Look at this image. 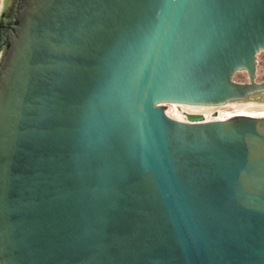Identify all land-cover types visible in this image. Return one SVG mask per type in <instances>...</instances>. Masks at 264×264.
Instances as JSON below:
<instances>
[{"label": "water", "instance_id": "95a60500", "mask_svg": "<svg viewBox=\"0 0 264 264\" xmlns=\"http://www.w3.org/2000/svg\"><path fill=\"white\" fill-rule=\"evenodd\" d=\"M246 103L264 0H0V264H264Z\"/></svg>", "mask_w": 264, "mask_h": 264}, {"label": "rangeland", "instance_id": "374dc122", "mask_svg": "<svg viewBox=\"0 0 264 264\" xmlns=\"http://www.w3.org/2000/svg\"><path fill=\"white\" fill-rule=\"evenodd\" d=\"M248 104H254V103H248ZM248 104H236V105H232V106H223L221 108H223V109H238V110L264 108V104H260V105L255 104L256 106L253 105L252 107H249V106L247 107L246 105H248ZM177 106H178V108H186V109L192 111L191 109L187 108V107H192V106H189V105H177ZM170 107L175 108L174 106H170ZM215 107L219 108L220 106H215Z\"/></svg>", "mask_w": 264, "mask_h": 264}, {"label": "bare ground", "instance_id": "6f19581e", "mask_svg": "<svg viewBox=\"0 0 264 264\" xmlns=\"http://www.w3.org/2000/svg\"><path fill=\"white\" fill-rule=\"evenodd\" d=\"M169 106H174L175 108H178V106L177 105H179V104H176V103H167ZM246 104H248V103H246ZM253 105H255V103L254 104H248V105H246L247 107L249 106V107H252ZM209 106H212V105H203V106H196V105H193L192 107H187V108H189V109H191V110H199V109H203V108H206V107H209ZM215 106H217V105H214V107ZM256 106V105H255Z\"/></svg>", "mask_w": 264, "mask_h": 264}]
</instances>
